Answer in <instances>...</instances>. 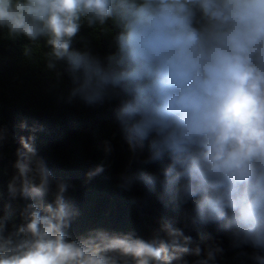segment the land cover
<instances>
[{
  "label": "clouds",
  "instance_id": "obj_1",
  "mask_svg": "<svg viewBox=\"0 0 264 264\" xmlns=\"http://www.w3.org/2000/svg\"><path fill=\"white\" fill-rule=\"evenodd\" d=\"M97 29L113 49L104 56ZM0 37L26 41L24 58L58 84L67 76L62 102L115 104L106 159L85 183L105 172L119 137L131 156L117 187L144 185L181 213L179 223L161 215L147 235L103 226L74 235L76 186L41 155L43 126L22 120L17 139L0 124V163L18 143L11 174L0 171L19 209L16 223L11 203L0 208V264H218L225 249L208 226L264 264V0H0Z\"/></svg>",
  "mask_w": 264,
  "mask_h": 264
},
{
  "label": "trees",
  "instance_id": "obj_2",
  "mask_svg": "<svg viewBox=\"0 0 264 264\" xmlns=\"http://www.w3.org/2000/svg\"><path fill=\"white\" fill-rule=\"evenodd\" d=\"M90 31L83 28L80 35L90 38ZM94 35L97 40L100 39L96 50L101 56L113 50L109 38H100L99 29ZM24 43L26 41L12 42L0 37V124L7 125L17 139L26 134L18 128L22 120L26 119L29 125L35 123L43 126L44 130L37 133L41 155L54 176L69 180L76 186L70 189V195L80 215L74 218L72 233L79 235L103 226L147 235L161 215L179 223L181 213L163 207L156 198L157 194L150 192L146 186L138 184L133 193H125L117 187L118 175L129 169L131 156L128 145L119 137L113 140L115 151L107 158L105 172L85 183L88 170L106 159L103 141L111 139L116 131L115 104L90 108L80 102H62L60 96L66 95L70 87L67 76L58 84L54 76L44 69L43 63L28 62L23 56ZM76 46H80L79 43ZM42 48V41L35 46L37 57ZM17 147L16 140L11 139L5 145L6 158L0 163V170L7 169L9 175L12 171L10 161L15 159ZM143 155L147 156V148ZM141 167L133 163L131 171ZM160 167L159 164L150 165L147 170L156 171ZM9 175L0 171V192L3 193L0 208L3 204L11 203L12 211L16 214L14 222L19 223L17 203L8 198ZM131 195L138 197L137 204L130 203ZM203 231L212 233L218 242H222L225 252L218 258V264H251L243 255L250 250L231 248L226 233L218 231L215 226H208Z\"/></svg>",
  "mask_w": 264,
  "mask_h": 264
}]
</instances>
